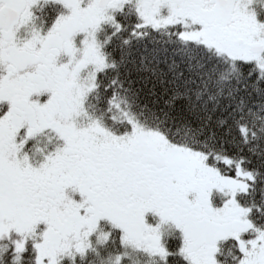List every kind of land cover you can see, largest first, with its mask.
<instances>
[{
	"label": "snow or ice",
	"instance_id": "snow-or-ice-1",
	"mask_svg": "<svg viewBox=\"0 0 264 264\" xmlns=\"http://www.w3.org/2000/svg\"><path fill=\"white\" fill-rule=\"evenodd\" d=\"M0 264H264V0H0Z\"/></svg>",
	"mask_w": 264,
	"mask_h": 264
}]
</instances>
